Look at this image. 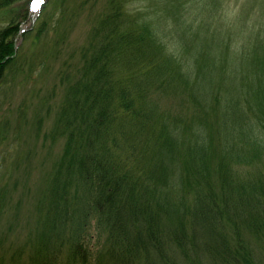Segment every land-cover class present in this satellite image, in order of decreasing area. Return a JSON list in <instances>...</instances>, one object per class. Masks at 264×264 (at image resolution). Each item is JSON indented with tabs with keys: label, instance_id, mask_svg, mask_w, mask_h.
I'll return each mask as SVG.
<instances>
[{
	"label": "trees",
	"instance_id": "trees-1",
	"mask_svg": "<svg viewBox=\"0 0 264 264\" xmlns=\"http://www.w3.org/2000/svg\"><path fill=\"white\" fill-rule=\"evenodd\" d=\"M164 1L187 23L184 0ZM15 2L0 0L8 19L0 28V85L18 59ZM145 10L109 0L81 64L62 71L67 89L50 138L64 141L54 185L67 204L66 219H57L66 237L54 224L59 247L46 238L26 245L30 262L263 264L255 249L264 250V54L256 77L249 70L236 83L240 73L228 63H245L239 53L250 60L254 48L242 43L243 52H232L234 32L209 21L212 8L196 9L201 47L188 60L168 50V31ZM251 31L264 48V27ZM208 37L216 41L207 46ZM91 222L104 243L90 256ZM62 243L68 252L56 257Z\"/></svg>",
	"mask_w": 264,
	"mask_h": 264
},
{
	"label": "rangeland",
	"instance_id": "rangeland-1",
	"mask_svg": "<svg viewBox=\"0 0 264 264\" xmlns=\"http://www.w3.org/2000/svg\"><path fill=\"white\" fill-rule=\"evenodd\" d=\"M161 1L126 0V6L132 10L146 9V16L155 13L151 17H159L161 28L168 31L169 37L165 42L168 50L186 60L191 56L193 58L196 49L201 47L196 42V23L200 22L196 9L208 5V9L214 10L209 21L221 23L223 29L229 28L234 32L232 52H243L239 49L242 43L249 46L243 48L246 51L254 48L250 60L246 54L239 53L246 60L245 63L239 62L238 58L228 63L231 71L240 73L236 83L249 70L254 72L252 77H256L259 69L257 63H261L264 48L257 45L256 35L249 32L264 27V0H218V7L201 0H184L190 26L175 17L170 0L164 1L169 5ZM108 2L44 0L35 10L33 0H16L14 3L21 29L15 38L18 59L12 67L14 69L7 72L5 81L0 85V184H4L9 191L5 207L8 210L0 211V264H32L28 248L36 240L46 238L48 243L59 247L51 230L54 224L57 236H62L59 239L62 241L66 237L65 230L59 226L62 221L57 219H66L63 214L68 210L67 204L62 190L56 191L54 185L64 141H52L50 133L67 89V84L61 82L62 71L75 66L78 68L81 64L82 53L96 36L95 27L106 12ZM7 23L8 19L0 15V28ZM182 30L189 34L183 35ZM247 34L250 36L246 37ZM180 35L184 40H180ZM205 41L208 46L216 40L208 37ZM211 50L215 54L210 58H217L218 49ZM208 52L204 50V53ZM210 68L220 66L211 64ZM241 173H245V170ZM73 197L71 192V199ZM83 211L88 212L84 208ZM102 243L104 235L98 231L96 223L91 222L84 243L88 255L98 253ZM61 246L63 251L59 248L56 257L62 254L66 256L68 252V245L65 247L62 243ZM259 248L255 249V253L264 264V250ZM136 261L145 263L144 260Z\"/></svg>",
	"mask_w": 264,
	"mask_h": 264
},
{
	"label": "snow or ice",
	"instance_id": "snow-or-ice-1",
	"mask_svg": "<svg viewBox=\"0 0 264 264\" xmlns=\"http://www.w3.org/2000/svg\"><path fill=\"white\" fill-rule=\"evenodd\" d=\"M43 2L44 0H33V3H32L33 10L38 8Z\"/></svg>",
	"mask_w": 264,
	"mask_h": 264
}]
</instances>
